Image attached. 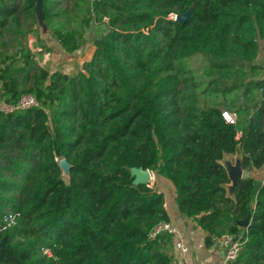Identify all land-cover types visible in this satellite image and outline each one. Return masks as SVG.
Returning <instances> with one entry per match:
<instances>
[{
  "label": "trees",
  "instance_id": "obj_1",
  "mask_svg": "<svg viewBox=\"0 0 264 264\" xmlns=\"http://www.w3.org/2000/svg\"><path fill=\"white\" fill-rule=\"evenodd\" d=\"M52 4L43 0L45 21L67 54L80 48L82 32L101 27L91 63H106L112 82L105 86L74 58L38 65L36 57L53 48L33 28L36 0H23L21 9L0 0V154L20 152L7 166L14 176L36 160L23 175L29 185H17L22 200L12 204L20 223L0 231V264H175L166 251L173 234L150 237L171 220L158 178L174 186L181 214L206 231L209 246L233 235L243 244L232 264H264V182L255 192L259 181L244 178L230 196L222 163L240 148L244 167L264 165V77L247 82L249 91H262L254 104L203 103L194 79L181 89L194 55L227 67L240 43L257 60L264 0H75L70 11ZM190 9L183 23L169 18ZM32 32L39 51L26 42ZM5 34L16 42L11 52L2 49ZM24 93L35 94L39 106L1 108ZM134 167L156 171L155 184L134 183ZM10 186L0 175V190Z\"/></svg>",
  "mask_w": 264,
  "mask_h": 264
},
{
  "label": "rangeland",
  "instance_id": "obj_2",
  "mask_svg": "<svg viewBox=\"0 0 264 264\" xmlns=\"http://www.w3.org/2000/svg\"><path fill=\"white\" fill-rule=\"evenodd\" d=\"M7 1L9 3H15L19 9H21V6L23 4V0ZM51 1L53 2L52 7L54 11H57L58 9L70 11L74 6L75 0ZM38 13L36 12L38 23H36L33 28L36 31V34L38 36H41L42 38H46L49 45H51L53 48L52 52H44L41 59L39 57H36L38 65H44L46 62H51V58H53V67L55 68L57 63H60L66 58H74L79 61V68L81 70L86 73L93 71L99 78L103 80L105 86H109L112 82V79L107 64L103 62H96L93 64L91 63L94 52L96 50V46L94 45L95 40L103 32L97 22L94 23L89 29H86L85 32H82V36L79 37L80 48L73 54H67L62 51L59 43L52 37L51 30L47 26V23L45 21V14L43 12V6L41 8V4L40 6H38ZM177 15V13L172 12L169 15V18L176 20ZM104 20L107 22L109 18L105 17ZM70 26L73 27L75 25L70 24ZM146 30L147 28H145V31ZM4 38L6 40V44L2 47V49L9 52L13 51L15 49L16 42L13 41L7 34L4 35ZM159 38L161 39L162 43L165 41V36L163 34H159ZM35 41V33L32 32L28 35L26 42L32 51L41 50V48L35 47ZM259 45V55L257 57V60H255L254 62L249 60L250 55L247 52L243 51L240 43L234 45L233 48H230V50L232 54L235 55V58L234 60H229V65L227 67L215 66L209 59H207L208 57L199 54L194 55L186 62V67L188 69L187 75H190L192 77L187 80L186 84L182 83L181 89H184L185 85L191 86L194 79L197 85L198 93L203 103L219 104L223 102L229 103L231 101H235L254 104V100L261 99L262 91L253 89L249 91L252 85H249V89H247V82L253 77H264V38H259ZM63 65L66 72H70L73 69L72 63H65ZM253 65H255L256 67L254 68ZM217 78L221 79V81L217 82ZM252 91L253 93H251ZM3 107L4 105L1 104V108ZM231 113L234 115L233 111H231ZM78 120L79 116L76 114V116L74 117V121L76 124L78 123ZM20 159L21 154L19 151L12 149H3L1 151L0 175L2 176V180H5L9 185H11L8 189L5 188L0 190V210L2 212H7L9 210L14 211L12 204L22 200L21 189L23 188H17V185H29V180L25 179L23 175L29 174L30 169H32L31 163H35L36 160L28 162L26 164L28 167L25 169V171L19 172L15 176L13 175L14 169H7V166H9L11 161L16 162ZM149 171L153 175V179L151 178L148 183L150 186H152L157 181V172L153 170ZM64 175L68 180L69 174L64 173ZM159 181L160 183H158V185L161 186L162 184H164L163 182H161V178H158V182ZM166 186L168 187V189L165 190V196H168V199L170 200L173 190L171 185ZM19 218L16 223H20L21 213ZM21 238L22 234L18 236L17 240H23Z\"/></svg>",
  "mask_w": 264,
  "mask_h": 264
},
{
  "label": "crops",
  "instance_id": "obj_3",
  "mask_svg": "<svg viewBox=\"0 0 264 264\" xmlns=\"http://www.w3.org/2000/svg\"><path fill=\"white\" fill-rule=\"evenodd\" d=\"M239 135L241 136L242 133H239ZM239 149L240 148H238L234 154L225 155L222 159V163L224 164L227 160L235 162L237 158H241L243 160L242 150L240 149L239 152ZM247 177H253L261 183L264 182V165L260 168L244 167L243 179ZM163 183L164 184L160 187L164 193L165 190L168 189L166 185H171L173 190L170 200L168 199V196H165L166 208L171 217L170 222L176 226L179 233L184 236L185 240L190 245V250L188 252L181 253L175 248L174 240L176 236H173V242L166 247V251L174 258L175 264H183V262L186 261L192 264H227L225 262L226 248L219 241L212 246L207 244L206 231L199 227L195 220L187 218L181 214L176 200L174 186L171 183ZM230 184L231 183H228L226 187ZM228 194L230 195V193Z\"/></svg>",
  "mask_w": 264,
  "mask_h": 264
},
{
  "label": "built area",
  "instance_id": "obj_4",
  "mask_svg": "<svg viewBox=\"0 0 264 264\" xmlns=\"http://www.w3.org/2000/svg\"><path fill=\"white\" fill-rule=\"evenodd\" d=\"M40 101L35 94L32 93H24L21 95L17 104L13 106L4 105V109L6 111H12L14 109H28L39 106ZM223 116L226 121L230 123H234L236 121V116L233 115L230 111H223ZM150 170V169H149ZM151 173V172H150ZM152 175V174H151ZM153 176V175H152ZM20 217V212H15L9 210L3 214L2 219H0V231L12 227L13 224H16L18 218ZM167 232L176 236L174 240L175 248L181 253H186L190 250V245L185 240L184 236L181 235L170 221H161L151 231L150 237L156 238L158 235ZM225 248V262L227 264H232L236 261L240 255L242 249V242L233 235H224L222 238L218 240ZM44 254H49L48 250L43 252ZM183 264H192L188 261L183 262Z\"/></svg>",
  "mask_w": 264,
  "mask_h": 264
},
{
  "label": "water",
  "instance_id": "obj_5",
  "mask_svg": "<svg viewBox=\"0 0 264 264\" xmlns=\"http://www.w3.org/2000/svg\"><path fill=\"white\" fill-rule=\"evenodd\" d=\"M37 2L38 0H36V4ZM42 2L43 0H40L41 8L43 6ZM35 12H36V8H35ZM190 13H191V9L186 13L178 14L176 20L183 23L188 19ZM20 48H22V46H20ZM60 165H61V168L64 169L63 173L70 175L71 164L66 158L60 161ZM223 165L225 166L228 172L229 178L231 180L230 182L231 184L227 186L228 193H230V195H234L237 186L239 185L240 181L243 179V174H244L243 160L241 158H237L235 162H232L231 160H227L225 161ZM131 172H132V175L135 176L134 183L136 184L148 183V181L151 179V176H152L149 169H144L143 167H134L132 168ZM260 183L261 182L258 183L255 189V192L258 190ZM249 221H250V218L247 217L246 219L239 220V224L241 226L247 227V225L249 224Z\"/></svg>",
  "mask_w": 264,
  "mask_h": 264
},
{
  "label": "bare ground",
  "instance_id": "obj_6",
  "mask_svg": "<svg viewBox=\"0 0 264 264\" xmlns=\"http://www.w3.org/2000/svg\"><path fill=\"white\" fill-rule=\"evenodd\" d=\"M40 2H39V0H38V2H37V4H36V12L38 13V6H40V4H39ZM39 14V13H38ZM151 178H152V176H151Z\"/></svg>",
  "mask_w": 264,
  "mask_h": 264
}]
</instances>
